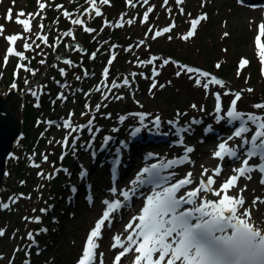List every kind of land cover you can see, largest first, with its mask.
I'll list each match as a JSON object with an SVG mask.
<instances>
[{
    "label": "rangeland",
    "instance_id": "374dc122",
    "mask_svg": "<svg viewBox=\"0 0 264 264\" xmlns=\"http://www.w3.org/2000/svg\"><path fill=\"white\" fill-rule=\"evenodd\" d=\"M42 1L50 3L41 11L38 3ZM171 1L176 8L174 9L173 6L170 12L168 8L165 9L163 0H159L158 5L157 0H148V7L145 5L139 15L131 10V13L124 16L123 21L115 17V14L125 11L127 0H110V5L107 6L98 3L104 14L101 17L89 19L87 23V26L97 25L92 32L97 38L90 45L88 38L81 37L85 47L81 48L83 51H77L73 46L74 42L69 44L68 38L71 37L63 34L65 31H70L74 36L84 30L86 26L84 12L85 9L90 8L86 0H83V3L85 2L82 12L83 25L71 23V19L79 17L76 13H71V17L66 18L63 12L51 10L50 8L55 7L54 3H57V0H15L14 4L12 0H0V25H4L5 28L4 36H0V94L15 90L23 95L24 89L29 87L26 106H24V99L22 101L14 99L10 103L11 109L19 108V112L25 118V135L22 140L25 150L21 149L24 148L23 142L14 148L16 154L9 160V174L3 182L5 186L1 201L9 197L12 207L1 209L0 213V229L6 233L0 237V264H78L86 238L98 219L102 217L101 213L99 218H90L97 211L103 212L105 205L102 201L105 195L97 189L96 203L94 206H88L85 199L87 190L84 181L79 178V173L86 164H95L97 169L94 170L93 167L90 170L93 179L101 185L106 182V188L109 189V164L105 168H98L103 157L100 156V161L96 162L90 154L91 150L87 152L86 147L82 146H86L91 139V133L87 129L73 134L80 136V140L76 143L75 154H72L70 148H64L61 143H58L64 140L67 130L63 127L58 128L56 125H62V121L69 118L70 113H74L71 117L74 125H85L89 119L95 117L93 131L95 132L97 128L100 131L96 132L94 147L104 140L106 134H112L114 128L118 129L117 132L123 137L127 136L133 140L136 137L132 136L131 132L136 127H141L145 133L156 132L158 130L152 123L156 116L160 117V126L167 127L172 135L176 133L175 127L168 121H178V124L183 126L190 125L191 130L184 134L185 145L178 143L179 137L174 138L175 141L172 144L162 146L151 144L153 148H159L158 151L162 150L161 154L173 158L183 157L185 146L194 147L195 151L190 154L191 162L176 169L179 171V176L191 171L199 178L203 169L198 172V167L205 165L204 168H207V163L211 159L214 160V168L218 165L223 166L222 179L232 175L233 168L241 166L238 165L239 162H233L229 158L220 161L213 157L217 145L230 136L234 128L230 129L225 122L217 123L215 99L212 93L221 92L222 105L227 110L234 96L223 93L241 91L242 100L238 102V109L264 114V109L256 110L252 107L255 103L264 102V64L261 63L259 50L255 44L258 25L264 22V0L259 8L253 7L252 0L245 5H242L239 0H185L183 5H177L175 0ZM181 7L184 9L183 14L179 11ZM9 8L13 11L12 22H7L4 18ZM149 8L152 9L149 12L150 20L143 22V15ZM21 10L26 14L20 17L21 19H28L27 14L39 12V15L32 20L31 33H25L23 26L15 23L17 13ZM126 12L127 10L124 14ZM202 15H206L207 19L197 26L196 34L187 41L181 39V36L191 30V21ZM128 19L133 20L134 23L128 25L126 23ZM105 21L108 23L105 24ZM173 22L176 27L170 33L154 38L156 31L170 27ZM117 23H124V26L118 29ZM41 24L44 25L43 28H40ZM150 28L151 32H149ZM62 29L64 31H61ZM107 31L114 32L116 37L106 40L105 38L111 35V33L107 34ZM225 33L228 35L225 36ZM14 34L21 35L23 38L15 45H10L4 37ZM42 35L48 37L47 44L42 39H38V36L42 37ZM132 35L135 36L130 38ZM168 36L172 39H168ZM127 39H133V41L128 42ZM25 42L32 44V49L26 50L23 46ZM261 43H264V37H261ZM37 44L39 47H36ZM10 46L22 52L26 59L9 57L5 67L4 58ZM113 51L117 59L109 66L110 53ZM94 52L96 57L92 59L91 54ZM47 53L53 55L48 56ZM66 56L73 61L75 67L63 63ZM153 56L160 59L152 65L140 63ZM61 57L63 59H60ZM164 59L169 61L167 65H163ZM242 59H247L249 64L240 69L237 75ZM41 60H45V63L41 64ZM18 64L31 68L35 75L24 69H20L18 75H14ZM217 64L220 65L219 68L216 67ZM180 65L206 71L223 80L226 88L209 85L206 90L198 87L194 79L190 78L196 77L197 73H184ZM106 66L110 69L109 85L112 80L122 83L126 76L132 82L131 89L113 90L114 94L123 95L124 99L114 100L111 95L107 100L103 98L107 89L100 82L103 79L102 71ZM154 67L160 72L159 76H152ZM61 68L65 69L66 76L61 75ZM85 70L89 73L87 77L84 76ZM178 71L182 72L179 76L176 75ZM131 73L137 75L132 77ZM77 75L82 79L76 80ZM200 79L203 82L204 78ZM25 80L39 86L28 83L27 85ZM153 80L158 81L157 87L150 91ZM13 83L17 84L16 89L11 88ZM60 83L68 87L64 85L59 87ZM98 85L101 88L100 92L96 91ZM76 87L81 88L82 91ZM249 88L253 89V92H247ZM32 91L37 92L38 96H33ZM58 92H63L68 99L58 100L56 96ZM53 100H56L55 104L52 103ZM98 103L101 104V108L97 112L95 105ZM193 104L197 105V109L191 107ZM201 106L204 107V111H199ZM138 110H141L139 113H144L145 110L148 114L144 121L147 127L140 124L137 116L130 115ZM83 112H88V115L82 116ZM178 112L181 113L179 117L176 115ZM120 116H125L127 119L121 122ZM50 118L55 119L54 124L48 123L53 121ZM193 119L202 122L191 124ZM209 126L212 131H208ZM215 129L221 130V133L215 134L213 131ZM252 129L254 132L255 127L252 126ZM113 136L112 149L119 144L117 135L113 133ZM49 141L53 143L50 144ZM236 141L237 139H233L229 143L232 145ZM240 143L241 141L236 145ZM69 144H72L71 138H69ZM44 154L48 155L47 162L42 159ZM62 155H64L63 160H61ZM34 163H39L41 167H33ZM100 166H102L101 163ZM78 167L81 168L79 171H77ZM38 172L45 173V176H38ZM69 173L72 175L69 176ZM209 175L212 173L209 172ZM49 176L50 178H47ZM70 185L81 189L76 204L67 200V197L71 195ZM240 185H247L246 193L253 195L251 199L256 197L264 199V186L260 185L253 175L251 180L241 178ZM256 189L257 192H255ZM21 194H23L22 197ZM10 198H15L17 202L13 203ZM139 203L136 199L133 207ZM262 204L264 205V202H258L252 206L255 208ZM42 209L47 211L42 212ZM125 215V213L118 215L110 225L106 223L105 229L102 230V238L98 241L100 247L97 264H99L101 252L104 253V264H111L115 255L118 254V251L111 252L108 249L110 244L114 243L111 242L112 237L109 233L121 225L125 228V223H128L125 222L127 218ZM25 217L29 219L26 220ZM36 218H39L40 222H37ZM42 229L47 231H41ZM29 233L33 234L34 242L29 240Z\"/></svg>",
    "mask_w": 264,
    "mask_h": 264
},
{
    "label": "snow or ice",
    "instance_id": "6c2138e0",
    "mask_svg": "<svg viewBox=\"0 0 264 264\" xmlns=\"http://www.w3.org/2000/svg\"><path fill=\"white\" fill-rule=\"evenodd\" d=\"M13 4L15 0H12ZM90 5V8L85 9V12L89 14L91 18V12L94 10L95 16H102L101 8L99 5H110V0H86ZM177 5H183L185 0H175ZM243 3V0H239ZM128 5L135 6L133 0H127ZM143 3H148V0H143ZM165 4H168V0H164ZM39 9L44 10L46 3H38ZM58 7L63 8V5ZM152 9L149 8L143 15V22L149 20V12ZM183 14L184 9H179ZM26 14L24 11L17 13L15 23L23 26L25 33L32 32V20L36 14H27L28 19H21ZM63 16L66 18L71 17V13L68 11L63 12ZM7 22L13 21L12 8L7 10L4 17ZM121 21L124 20V16H121ZM207 16L202 15L197 19L191 21V30L186 35L181 36V39L187 41L189 38L196 34L197 26L201 21L206 20ZM73 25H83L84 21L80 18L71 19ZM108 22L105 21V24ZM128 25L134 23L133 20L128 19L126 21ZM43 28L44 25H39ZM124 23H117L116 27H123ZM176 25L173 22L170 27H164L162 31H156L155 37H160L165 33H170ZM85 32L92 33L95 29L90 27L84 28ZM152 29H149L151 32ZM4 25H0V36H4ZM64 36L73 37V33L65 31ZM228 35L225 33V36ZM261 37H264V22L258 25V35L255 38V44L259 50V57L261 63L264 64V43H261ZM10 45H15L17 41L23 37L21 35H8L4 37ZM74 38V37H73ZM38 39H42L45 44L48 43L47 36H38ZM168 39H172L168 36ZM143 43V41H141ZM24 48L32 49V44L24 43ZM36 47H39L37 44ZM77 51H83L77 44ZM130 51V49H129ZM9 57H18L20 59H26L24 54L17 51L15 47H8L6 50V56L4 58V66L6 67L9 62ZM96 53L91 54V58L95 59ZM117 59L116 53L113 51L110 53V59L108 65L110 66ZM160 58L153 56L147 61H140L142 64L152 65L156 63ZM41 64L45 63V60L40 61ZM63 63L70 67H75L71 59H64ZM169 61L163 60V65H167ZM249 64L247 59H242L239 66L237 75H239L240 69H243ZM220 67L219 64L216 65ZM180 68L184 73H197L196 77H190L194 79V83L198 87L208 89L209 85H216L219 88H226L225 82L218 79L216 76L211 75L206 71H199L198 69L185 67L180 65ZM31 72L35 75V72L31 68L25 67L23 64H18L14 72V75H18L19 70ZM61 75L66 76L65 69H60ZM110 74L109 67H105L102 71L101 84L107 91L104 93V99L107 100L111 95L114 100L124 99L123 95L114 94V89L132 88V82L126 76L123 78V82L119 83L116 80H112L111 84L108 83ZM182 72L178 71L177 76ZM89 75L85 70L84 76ZM136 73H131L132 77H135ZM141 75H143L141 73ZM160 72L154 67L152 69V76H159ZM201 77L204 78L203 82ZM150 78V77H145ZM76 80L82 79L81 76H75ZM28 81L25 80V84ZM59 83V82H58ZM158 81L153 80L150 85V91L157 87ZM170 83V82H169ZM64 87H68L64 85ZM163 87V85H160ZM12 89L17 88V84L11 85ZM82 91V90H81ZM96 91L100 92L101 88L98 85ZM247 92H253V89H247ZM33 96H38V93L32 91ZM224 95H233L234 99L231 100L228 109H224L222 105V95L220 91L212 93L215 99V117L217 123L225 122L229 126H233L234 130L232 134L222 140L217 145V150L214 151L213 157L223 161L225 158L231 159L233 162L240 161L241 166L233 168V174L226 179H222L217 186V178L221 177L224 171L222 165H218L215 169L211 170L212 175H209V169L201 166L203 171L199 174V178H194L193 172L188 171L181 179H175L177 172L168 171L174 168H178L183 164L190 163V154L195 151L192 146H185V155L178 159L162 160L159 163H154L150 166L144 167L140 173L137 174L135 179L131 181V187L127 190L119 189L116 182L112 183V187L109 189L113 199H105L102 203L105 205V210L102 212V217L98 219L94 228L90 231L86 239V246L83 249L82 257L78 261V264H97V249L100 247L98 241L102 238V230L105 229L106 222L110 225L112 223L113 214L120 209L126 208L132 201L140 189L145 185H150L149 193L144 196V205L140 209V213L131 218V220L125 225V232L131 230L122 242L121 235H115L113 237L114 243L110 244L111 249H122L114 257V264H121L123 257H126L129 253H136L132 259V264H264V217L260 219H253L252 208L246 207L245 193L247 191V185L239 186L241 178L251 180L252 173L257 172L261 174V184H264V114H258L256 112H245L238 109V102L242 100V92L236 91L234 93L225 91ZM58 100L65 101L68 99L67 95L63 92L57 96ZM53 104L56 100L52 101ZM86 107H89L86 105ZM193 109H197V105H191ZM256 110L264 109V102H258L252 105ZM101 108V104L95 105V110L98 112ZM204 107L201 106L199 111H204ZM74 113L69 114V118L64 119L61 124H57L56 127L67 130V134L61 143L64 148H70L72 154L76 152V143L80 140L79 135H73L79 133L83 129H87L91 133V139L87 142L86 149H92L91 155L93 159L96 157V150L94 147V141L96 138V132L100 131L99 128L93 131V121L95 117L89 119L85 125H74L71 117ZM81 115H88V112H83ZM130 115L137 116L140 124L144 125L146 113H131ZM177 117L181 113L176 114ZM121 122H124L127 117L120 116ZM202 121L193 119L191 124H199ZM48 123L54 124V121H48ZM155 127L158 129L161 124L159 116H156L152 121ZM170 125L175 127L176 135L179 137L178 143L185 145L184 134L191 130V126H179L178 121H168ZM238 124V126H236ZM252 126L255 127L253 132ZM147 127V125H144ZM113 132L118 131L114 128ZM142 131L141 127H136L132 132V136H136ZM208 131H212L209 126ZM249 133H252L250 136ZM69 138L72 139V144H69ZM233 139H240L241 143L236 146H232L229 142ZM114 140V137L108 135L104 137L102 142L101 151L106 149L110 142ZM49 143H53L49 141ZM248 146V147H245ZM127 148L126 142H121L120 146L116 148V158L112 160L111 175L113 177L118 176V169L120 166V153L121 149ZM242 152V155H241ZM152 154H149L151 158ZM44 162L48 161V155H42ZM64 159V155L61 156V160ZM251 162V163H250ZM35 168H40L39 163L32 165ZM67 171V170H65ZM167 172V174H163ZM38 176L44 177L45 173L38 172ZM87 169L82 168L79 173V178L83 181L88 180ZM145 176L147 178L145 179ZM205 177H207L205 179ZM47 178H50L47 177ZM23 183V182H22ZM89 187L90 184H89ZM236 190L233 192V190ZM72 191L75 193L77 189L72 187ZM232 193V194H230ZM23 194H21V197ZM121 197V198H117ZM215 197V199L213 198ZM90 204L94 202V197L89 195L86 197ZM13 203H16L15 198H10ZM258 202H264V199L256 197L251 201L254 206ZM10 205L7 202L0 203V208L8 209ZM42 212H46L47 209H42ZM25 219H29L25 217ZM37 222H40L39 218H36ZM138 221V223H137ZM41 231L46 232L47 229ZM5 231L0 229V237L5 235ZM29 240L34 242V236L32 233L28 234ZM19 251V249H17ZM99 264H104V253L99 254Z\"/></svg>",
    "mask_w": 264,
    "mask_h": 264
},
{
    "label": "bare ground",
    "instance_id": "6f19581e",
    "mask_svg": "<svg viewBox=\"0 0 264 264\" xmlns=\"http://www.w3.org/2000/svg\"><path fill=\"white\" fill-rule=\"evenodd\" d=\"M5 93H3L2 95H4ZM20 110H19V108H18V110H17V113L19 114L20 112H19ZM177 127H179V126H183L182 124L180 125V124H178L177 123V125H176ZM231 127H233V126H231ZM174 132H176V131H174ZM174 137L175 138H177L178 136L176 135V133H174ZM238 140H240V139H238ZM121 142H126L127 143V148H124V149H121V151L122 152H124L123 154L125 155V157H126V167H125V171H126V174L127 173H130L131 171H134L136 174H138L139 173V169L142 167V165L146 162V161H149L150 159H149V157L147 158V157H145V156H143V155H137V156H135L134 155V153H133V151H132V146H133V142H135L132 138H130V137H123L122 139H121V141L119 142V144H118V147L120 146V144H121ZM236 145V144H235ZM232 146H234V145H232ZM104 157H105V159L104 160H106V163H108V162H112V160L115 158V151L114 150H111L108 154L107 153H105L104 155H103ZM152 159V158H151ZM156 159V158H155ZM213 162H214V160L213 159H211L210 160V162L209 163H207V169H209V172L210 173H212V171L211 170H213V169H215L214 168V166H213ZM130 165H132L133 166V168L131 169V170H129V168H128V166H130ZM238 165H241V163L239 162L238 163ZM203 167H205V165H203ZM85 169H87V171H89L90 172V170L93 168L92 167V164H86V167H84ZM238 168V167H237ZM81 168L80 167H78L77 168V171H79ZM202 171V167H198V172H201ZM135 174V175H136ZM185 175H183L181 178H183ZM221 176H222V174H221ZM228 177V176H227ZM180 178V179H181ZM194 178H196V179H198V176H194ZM217 180H218V182H217V186L219 185V183L221 182V180H222V178L220 177V178H217ZM241 181V180H240ZM240 181H239V183H240ZM106 182H104L103 184H105ZM103 184L101 185V183H97V189H99L102 193L104 192L103 191ZM131 185V184H130ZM122 186L123 187H125L126 186V184L123 182H120V183H118L117 184V187L118 188H122ZM132 186V185H131ZM241 186V185H240ZM105 190H108V192L106 191L105 193H103V194H105V197L103 198L104 200L105 199H107V197H109L111 194H110V192H109V189H105ZM233 192H235V191H233ZM255 192H257V189L255 190ZM138 194L140 195V192H138ZM146 194V193H145ZM230 194H232V193H230ZM145 196V195H144ZM144 196H141V201H143V202H141V203H144L145 201H144ZM253 197V195L250 193L249 194V192L248 193H245V200H246V207H251L252 208V215H253V219H260V218H262V217H264V205L262 204V205H260L259 207H257V206H255V208L252 206V204H251V201L253 200V199H251ZM111 198V197H110ZM214 199H215V197H213ZM140 207V206H139ZM102 212H101V210L100 211H97V212H95L94 214H92V216L90 217V218H99L100 217V214H101ZM135 215H138V212H137V208L135 207V208H133L132 209V211L129 213H126V215H125V218H126V220H125V222H129L130 220H131V218L133 217V216H135ZM125 225H126V223H125ZM125 228L124 227H122V225L121 226H119L116 230H111V232L109 233V235L112 237V240H111V242H114V240H113V237L115 236V235H121V237H122V242L124 241V239L126 238V236L131 232V230H128V232H125V230H124ZM108 249L111 251V252H113V251H121L122 249H119V248H116V249H111L110 247H108ZM117 252V253H118ZM136 255V253H134V251L132 252V253H129L128 255H126V257H123L122 258V260H123V262L121 263V264H132V259L134 258V256ZM126 260V261H125Z\"/></svg>",
    "mask_w": 264,
    "mask_h": 264
},
{
    "label": "water",
    "instance_id": "95a60500",
    "mask_svg": "<svg viewBox=\"0 0 264 264\" xmlns=\"http://www.w3.org/2000/svg\"><path fill=\"white\" fill-rule=\"evenodd\" d=\"M15 93L0 95V192L6 172L7 159L12 154L15 142L22 134V118L10 108Z\"/></svg>",
    "mask_w": 264,
    "mask_h": 264
},
{
    "label": "flooded vegetation",
    "instance_id": "af4514ba",
    "mask_svg": "<svg viewBox=\"0 0 264 264\" xmlns=\"http://www.w3.org/2000/svg\"><path fill=\"white\" fill-rule=\"evenodd\" d=\"M136 5H137V7H138V6H144L145 3H143V0H136ZM164 6H169V7H171V0H168V4H164Z\"/></svg>",
    "mask_w": 264,
    "mask_h": 264
},
{
    "label": "trees",
    "instance_id": "16d2710c",
    "mask_svg": "<svg viewBox=\"0 0 264 264\" xmlns=\"http://www.w3.org/2000/svg\"><path fill=\"white\" fill-rule=\"evenodd\" d=\"M31 144H32V142H31ZM30 146V145H29Z\"/></svg>",
    "mask_w": 264,
    "mask_h": 264
}]
</instances>
